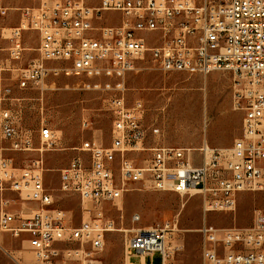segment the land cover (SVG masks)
<instances>
[{
  "label": "built area",
  "instance_id": "built-area-1",
  "mask_svg": "<svg viewBox=\"0 0 264 264\" xmlns=\"http://www.w3.org/2000/svg\"><path fill=\"white\" fill-rule=\"evenodd\" d=\"M7 11L0 5V17ZM19 11L20 24L7 36L10 57L21 60L24 31L39 37L38 57L18 69L21 88L43 91L46 77L60 70L52 66L57 62L67 65L61 69L66 73H102L117 82L110 100V144L84 140L78 155L61 169L60 190L78 195L95 210L93 218L77 226L55 206L43 179L42 156L56 146L54 131L41 126V146L36 147L32 131L20 127L10 109L0 111V136L8 148L40 153L31 165L18 166L0 147V234H26L32 264H58L50 255L56 242L77 243L66 249L65 258L94 264L107 232L114 229L102 204L122 198L135 184L201 193L206 215L236 210L240 192L264 191V0H100L95 6L88 0H52ZM105 13L121 14L119 23H97ZM149 35H156L157 42L150 44ZM146 55L164 72L233 74V108L243 118L242 135L231 147L162 145L137 163L135 156L148 150L144 106L140 100L128 104L126 76L139 70ZM83 127L90 122L84 120ZM24 201L36 205L29 212L16 210ZM174 228L167 222L137 229L126 241L128 260L160 251L161 264H171L166 243ZM200 232L203 264H264L262 209L254 210L250 227H218L205 220Z\"/></svg>",
  "mask_w": 264,
  "mask_h": 264
},
{
  "label": "rangeland",
  "instance_id": "rangeland-1",
  "mask_svg": "<svg viewBox=\"0 0 264 264\" xmlns=\"http://www.w3.org/2000/svg\"><path fill=\"white\" fill-rule=\"evenodd\" d=\"M52 0H0L8 8L7 15L0 17V111L10 109L20 127L32 131L34 144L40 147L41 126L50 127L56 135L54 149L43 152V179L51 191L55 206L65 210L71 225L93 218L95 210L89 203H82L78 195L60 190L61 169L68 166L84 140L100 145L111 142L112 116L110 100L116 91V79L94 72H69L61 70L64 62L53 63L56 73H50L44 83L45 89L19 86V68L29 65L38 57L33 48L39 37L33 30L23 32L25 47L21 60L9 55V27L20 23L19 8L38 6ZM100 0H88L97 5ZM105 20L117 23L114 13H105ZM148 42H157L156 35H149ZM139 70L126 76V98L129 105L140 100L144 106L142 123L146 128L148 150L135 156L142 163L151 154L150 149L159 145L198 147L204 143L230 146L242 135L243 113L233 108V74L215 71L207 75L159 70L148 55L139 62ZM90 122L84 128L83 121ZM148 141V142H147ZM151 142H156L151 145ZM148 143V144H147ZM230 144V145H229ZM4 155L11 157L18 166L31 165L40 158L38 151L15 152L0 136ZM220 147V146H219ZM131 187V186H130ZM10 197L16 194L8 193ZM238 204L232 212H204V195L196 192L179 194L172 191H155L141 184L132 185L118 200L102 204L105 218L114 222V229L107 232L104 248L94 255V264H129L126 241L137 229L175 225L167 243L171 246V264H203L202 235L204 221L218 227H250L255 209L264 211V191L240 192ZM36 204L24 201L15 205L16 210L29 212ZM28 236L14 237L0 234V264H32L33 254ZM75 242H56L50 255L58 264H78L65 258L68 248ZM69 258V257H68ZM131 261L142 264L141 256ZM162 254L156 251L146 257V264H161Z\"/></svg>",
  "mask_w": 264,
  "mask_h": 264
},
{
  "label": "crops",
  "instance_id": "crops-1",
  "mask_svg": "<svg viewBox=\"0 0 264 264\" xmlns=\"http://www.w3.org/2000/svg\"><path fill=\"white\" fill-rule=\"evenodd\" d=\"M115 15H117V17H118V22L117 23H119V21H120V19H121V14H119V13H114ZM6 15H7V13H6ZM5 16V15H4ZM1 17H3V16H1ZM20 18H21V14H20ZM21 21V20H20ZM97 23H109L108 21H106L105 20V17L102 19V20H100V21H97ZM20 24V23H19ZM18 24V25H19ZM110 24V23H109ZM18 25H16V26H18ZM13 27H15V26H12V27H9L10 29H12ZM23 35V34H22ZM38 35V34H37ZM10 47V46H9ZM38 47H39V41H38V45L36 46V47H33L37 52H38ZM146 138H147V135H146ZM147 139H145V141H146ZM148 142V141H147ZM155 143L156 142H151L150 144L151 145H155ZM148 144V143H147ZM233 144V143H232ZM232 144L230 145V146H228L227 144H222V145H218V146H213V147H218V148H228V147H231L232 146ZM162 145H165V144H162ZM209 145V144H208ZM159 146H161V145H159ZM209 146H211V145H209ZM220 146V147H219ZM198 147H200V146H198ZM195 148H197V147H195ZM13 194V193H12ZM8 196H9V194H7ZM16 196V195H15ZM131 259H132V257H131ZM131 259H130V261H129V263H133L132 261H131ZM145 261H146V257H144L143 258V262L145 263ZM133 264H135V263H133ZM146 264V263H145Z\"/></svg>",
  "mask_w": 264,
  "mask_h": 264
},
{
  "label": "bare ground",
  "instance_id": "bare-ground-1",
  "mask_svg": "<svg viewBox=\"0 0 264 264\" xmlns=\"http://www.w3.org/2000/svg\"><path fill=\"white\" fill-rule=\"evenodd\" d=\"M195 193H196L195 191H192V195L195 194ZM166 247H167V250H168L169 255H171L172 249H171L170 244L169 243H166ZM127 261H128V259H127ZM129 264H131V263H129Z\"/></svg>",
  "mask_w": 264,
  "mask_h": 264
}]
</instances>
